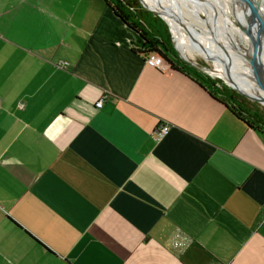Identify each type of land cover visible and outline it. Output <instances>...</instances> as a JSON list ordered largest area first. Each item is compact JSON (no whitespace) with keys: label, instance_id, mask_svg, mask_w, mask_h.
Listing matches in <instances>:
<instances>
[{"label":"crops","instance_id":"obj_1","mask_svg":"<svg viewBox=\"0 0 264 264\" xmlns=\"http://www.w3.org/2000/svg\"><path fill=\"white\" fill-rule=\"evenodd\" d=\"M134 40L103 0H0V264H264V137Z\"/></svg>","mask_w":264,"mask_h":264},{"label":"trees","instance_id":"obj_2","mask_svg":"<svg viewBox=\"0 0 264 264\" xmlns=\"http://www.w3.org/2000/svg\"><path fill=\"white\" fill-rule=\"evenodd\" d=\"M103 1L133 32L134 53L144 58L153 54L159 56L168 69L155 68L162 72H178L190 77L248 129L264 137V106L184 60L178 54L172 41L169 25L163 18L145 8L140 0Z\"/></svg>","mask_w":264,"mask_h":264},{"label":"bare ground","instance_id":"obj_3","mask_svg":"<svg viewBox=\"0 0 264 264\" xmlns=\"http://www.w3.org/2000/svg\"><path fill=\"white\" fill-rule=\"evenodd\" d=\"M147 5L160 12L164 18L169 22L174 38H175V43L178 45V50L181 52L183 56L186 58L188 57V48L187 44H193L201 47L204 49L210 56H213V61L216 63L215 68H212L211 70H208L211 74L214 76H219L221 78L227 79L226 75V69L223 68V65L221 64L222 59H226L230 62L231 68L235 71V76L236 79L235 81L237 82L238 86L241 87L244 91L250 92V93H259L264 97V79L261 78L258 74V71L251 66V63L249 59H251V46L247 47L245 50V54L243 55L242 52L239 51V46L242 47V43L238 42V45L231 43L230 45L227 43V31L231 32V30L234 31H239L241 33H246L244 29L238 28L234 26L233 24H227V21H230V15L229 12H224L221 13L217 8H219V4L225 3V0H212V2H209V5L207 4L206 9L207 10H202L204 14H206L207 22L203 21V19L199 18L200 14H196L195 18L198 23V25L202 26L204 28L203 32L205 35H209L211 37L210 40H206V37L199 38V34L197 33V30L194 26V24H187L191 28V34L192 38L188 37L187 38V31L185 28L182 26V24L179 22L177 18L179 11L176 9L174 10L170 3L169 0H144ZM193 1V0H192ZM211 1V0H209ZM240 9L245 10V12H249L250 6L249 2L252 5L254 0H238ZM194 2L197 3L195 0ZM201 3V2H200ZM218 3V5H217ZM202 4V3H201ZM217 5V6H216ZM209 6L216 7V11L209 9ZM264 7H260V12H261V20L264 17ZM217 12V13H216ZM259 12V14H260ZM196 13V12H195ZM213 13L212 17L211 14ZM220 13L219 18L221 20H217V14ZM224 14V15H223ZM210 19V20H209ZM212 20V24L209 23V21ZM258 19V16H255V23L253 25V32L256 34V38L259 41L260 45L263 47L264 46V29L260 27L258 21H261ZM223 21V23H222ZM231 23V22H230ZM223 30V31H222ZM259 31V35L257 34ZM261 33V34H260ZM214 34L217 35V38H214ZM247 34V33H246ZM197 42V43H196ZM219 42L228 50L230 53L231 57L230 60L229 58L224 54V52L220 49ZM235 43V41H234ZM242 49V48H241ZM189 55V54H188ZM247 70V73H246ZM244 77V78H242Z\"/></svg>","mask_w":264,"mask_h":264},{"label":"rangeland","instance_id":"obj_4","mask_svg":"<svg viewBox=\"0 0 264 264\" xmlns=\"http://www.w3.org/2000/svg\"><path fill=\"white\" fill-rule=\"evenodd\" d=\"M195 0H169V3L171 5V7L174 9V10H178L179 11V14H178V17L184 22V23H187V24H194L196 30H197V33L199 34V38H204L206 37L205 39L208 41L211 39V37L209 35H205L203 30L204 28L200 25H198V23H200L199 21H197V19L195 18V15L196 14H200L199 15V18L203 19V21L207 22V18H206V14H204L202 12V10H207L206 7H207V4L209 5V2L211 3V1L209 0H196V2H194ZM214 1V0H213ZM226 1V0H225ZM261 1V6L264 7V0H260ZM202 4H201V3ZM213 3V2H212ZM218 5V3H217ZM216 5V6H217ZM209 9L211 10V12L213 10L216 9V7L211 8V6H209ZM221 13H224V12H229V15H230V21H227V24H233L234 26L238 27V28H241V29H245L244 27V24H243V19H242V16L240 15V12H239V9L238 7L236 6V2L235 0H227L226 1V4L225 3H221L219 4V8H217ZM216 9V10H217ZM215 10V11H216ZM264 11V10H263ZM196 12V13H195ZM217 13V12H216ZM211 14V17L213 15V13H210ZM220 13L217 14V20H221V18H219ZM224 15V14H223ZM261 17V15H260ZM210 20V19H209ZM259 20H261V18H259ZM231 22V23H230ZM210 24H212V20L209 21ZM223 23V21H222ZM260 27H262L264 29V17L262 18L261 21H258ZM223 31V30H222ZM171 35H172V41L174 43V46L175 48L177 49L178 51V54L181 56V52L178 50V45H176L175 43V38H174V35H173V32H171ZM227 43L230 45L231 43L233 44H236L238 45V42L242 43V47L239 46V51L242 52V54L244 55L245 54V50L247 47L250 46V40H249V37L246 33H241L239 31H234V30H231V32L227 31ZM190 37L192 38V35H190L188 32H187V38ZM235 41V43H234ZM245 46V50L243 49ZM178 47V48H177ZM187 48H188V54H187V58L190 60V61H193L195 63H197L198 65H201V66H204V67H207L209 68V70H211L212 68H215L217 67L216 66V63L213 61V59L211 58V56L208 54V52H206L204 49H202L201 47L197 46V45H193V44H187ZM242 48V49H241ZM263 48V51H264V46L262 47ZM247 51V50H246ZM182 57V56H181ZM224 61H227L228 64H230V62L226 59H222ZM221 60V61H222ZM221 64L223 65V68H225L224 66V63L223 61L221 62ZM231 66V64H230ZM232 67V66H231ZM199 68V67H197ZM202 71H204L203 69H201ZM205 73H207L209 76H211L212 78H215V79H220L222 80L225 84L226 82L224 81V78H221L219 76H214L213 74H211L209 71H204ZM246 73H247V70H246ZM244 78V77H242ZM245 79V78H244ZM264 83V82H263Z\"/></svg>","mask_w":264,"mask_h":264},{"label":"water","instance_id":"obj_5","mask_svg":"<svg viewBox=\"0 0 264 264\" xmlns=\"http://www.w3.org/2000/svg\"><path fill=\"white\" fill-rule=\"evenodd\" d=\"M141 3L143 4V6L145 8H147L148 10H150L151 12H154L155 14H157L158 16H160L161 18H163L166 23L169 25L170 31L172 32L171 26L169 24V22L164 18V16L150 8L147 3L144 0H140ZM247 1V0H246ZM236 2V6L239 9L240 15L242 16L243 19V24L245 27V32L247 33L249 40H250V46H251V59H249L251 66H253V68H255L258 71V75L264 79V51L262 46L260 45L259 41L256 38V34L253 32L252 28L254 25V21H255V16H258V19L260 18L261 12H260V7H261V1L260 0H254L253 4L251 5L249 2V6H250V10L249 12H245V10L240 9V3L238 0H235ZM260 12V14H259ZM180 17V16H179ZM181 18V17H180ZM180 18H177L179 20V22L182 24V26L185 28V30L190 34H191V28L186 25ZM259 35V31L257 33ZM261 34V33H260ZM214 38H217V35L214 34ZM197 43V42H196ZM219 46L220 49L224 52V54L229 58L230 60V53L228 52V50L219 42ZM182 58L184 60H186L187 62H189L190 64L199 67V69H203L204 71H208L209 68L198 65L197 63L190 61L188 58H186L185 56L181 55ZM213 58V56H211ZM226 69V75L228 76L227 79H224V81L226 82V84L228 86H230L231 88L237 90L239 93L246 95L256 101H258L259 103H261L264 106V97L262 95H260L259 93H250L247 91H244L241 87L238 86L237 82L235 81L236 76H235V71L231 68L230 64L227 63V61L222 60ZM235 78V79H234Z\"/></svg>","mask_w":264,"mask_h":264},{"label":"built area","instance_id":"obj_6","mask_svg":"<svg viewBox=\"0 0 264 264\" xmlns=\"http://www.w3.org/2000/svg\"><path fill=\"white\" fill-rule=\"evenodd\" d=\"M145 61L150 66L157 67V68H160L162 70L168 69L166 67L164 61L159 56H157L155 54L146 57ZM96 106L98 108H101L103 106V101L99 100L96 103ZM20 108H23V105H20ZM169 131H170V124L167 122H165V123L163 122L159 126H157V128L155 129L154 137L156 140H161L162 138H164L169 133ZM184 245L185 244L181 241L175 242L176 247H180V246H184Z\"/></svg>","mask_w":264,"mask_h":264}]
</instances>
